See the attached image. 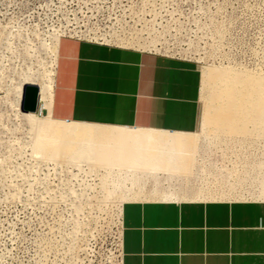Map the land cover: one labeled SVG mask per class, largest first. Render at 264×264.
I'll list each match as a JSON object with an SVG mask.
<instances>
[{
  "label": "rangeland",
  "instance_id": "rangeland-1",
  "mask_svg": "<svg viewBox=\"0 0 264 264\" xmlns=\"http://www.w3.org/2000/svg\"><path fill=\"white\" fill-rule=\"evenodd\" d=\"M134 1L155 9L135 13L155 15L159 30L129 48L175 39L200 51L177 55L203 74L192 138L55 121L65 21L84 5L109 15L121 6L0 0V264H119L128 200H264V0ZM27 85L40 89L43 119L20 110Z\"/></svg>",
  "mask_w": 264,
  "mask_h": 264
},
{
  "label": "crops",
  "instance_id": "crops-1",
  "mask_svg": "<svg viewBox=\"0 0 264 264\" xmlns=\"http://www.w3.org/2000/svg\"><path fill=\"white\" fill-rule=\"evenodd\" d=\"M202 82L196 62L63 37L51 116L188 139L201 128ZM121 252L122 264H264V200H128Z\"/></svg>",
  "mask_w": 264,
  "mask_h": 264
},
{
  "label": "built area",
  "instance_id": "built-area-1",
  "mask_svg": "<svg viewBox=\"0 0 264 264\" xmlns=\"http://www.w3.org/2000/svg\"><path fill=\"white\" fill-rule=\"evenodd\" d=\"M89 2L97 1V5L101 4L103 6L106 3H111L113 5L121 6L122 13L115 14H107L103 11V8L100 7H92V5L81 7L78 12H75V15H71V18H68L69 21H65V26L63 27L67 29V32L73 31L76 32L75 35L69 36L66 38H71L73 40L89 42L92 44H96L99 46L106 47H118V48H126L114 44V40L125 39L130 37L133 34L139 35L141 38L145 39L143 36L148 29H153L155 32L159 30L156 16L152 15L151 20H146L144 16L139 17L135 13L138 9L147 10L151 9L150 6H146V3H136L134 0H88ZM151 2L154 0H150ZM156 1V0H155ZM156 5V4H155ZM154 5V6H155ZM90 7H92L90 9ZM155 18L154 23H150ZM143 20L147 21V24L144 23ZM70 34V32H69ZM86 34H88L86 36ZM65 38V37H64ZM147 37L146 39H148ZM109 40L111 43H108ZM175 41V40H174ZM173 42L168 40H163V47L171 48V44ZM161 48V46L159 47ZM132 49V48H126ZM135 50V49H134ZM150 52V51H149ZM163 52V51H162ZM157 55H162L165 57L181 59L179 56H172L169 54H160L155 52H150ZM185 60V59H182ZM191 61V60H188ZM119 264H122V253L119 250Z\"/></svg>",
  "mask_w": 264,
  "mask_h": 264
},
{
  "label": "bare ground",
  "instance_id": "bare-ground-1",
  "mask_svg": "<svg viewBox=\"0 0 264 264\" xmlns=\"http://www.w3.org/2000/svg\"><path fill=\"white\" fill-rule=\"evenodd\" d=\"M144 21V20H143ZM146 22L147 21H144V23L146 24ZM69 32H70V34H69ZM68 32V34H69V36H73V35H75L76 34V32H73L72 30L71 31H69ZM88 34H86V36H87ZM139 37L138 36H136V34H133V35H131L130 37H128V38H125V39H118V40H114V42H112V43H114V44H117V45H119V46H122V47H126V48H129L131 45H133V43H135V41H140L139 39H138ZM163 38H165V37H163ZM175 40V39H174ZM107 42L108 43H111L109 40H107ZM150 45H152V46H154L153 48L155 49V52L157 51V52H159V53H161L162 51L165 53H167V54H170L171 53V51L172 50H174L175 51V54L174 55H172V56H175V55H189V54H200V51L198 52V51H196V49L194 48V46L191 44V42L189 43V44H183V42H179V40H176V41H174L172 44H171V48H167V47H163L164 46V44L163 43H161L160 42V40L158 39V40H155L153 43H150ZM161 46V48H159ZM180 50V51H179ZM152 52H154V51H152ZM165 53V54H166ZM206 55V54H205ZM210 57V56H209ZM205 59H207V58H200V60L202 61V60H205ZM209 59V58H208ZM208 61V60H207ZM32 86V85H31ZM39 89V88H38ZM24 91V90H23ZM39 92H40V89H39ZM23 97V96H22ZM39 101H40V94H39ZM22 114H24V113H22ZM31 114V113H30ZM35 114H37L38 115V117L40 118V119H43L44 118V116H43V114H44V110L41 108V106L39 105V109H38V112L37 113H35ZM25 115H29V114H25ZM40 116H42V117H40ZM262 198V197H261ZM262 199H264V197L262 198ZM171 201V200H170Z\"/></svg>",
  "mask_w": 264,
  "mask_h": 264
},
{
  "label": "water",
  "instance_id": "water-1",
  "mask_svg": "<svg viewBox=\"0 0 264 264\" xmlns=\"http://www.w3.org/2000/svg\"><path fill=\"white\" fill-rule=\"evenodd\" d=\"M39 89L36 86L27 85L23 91L20 110L24 114H35L39 109Z\"/></svg>",
  "mask_w": 264,
  "mask_h": 264
}]
</instances>
